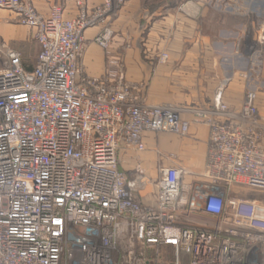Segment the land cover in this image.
I'll use <instances>...</instances> for the list:
<instances>
[{"label": "built area", "instance_id": "1", "mask_svg": "<svg viewBox=\"0 0 264 264\" xmlns=\"http://www.w3.org/2000/svg\"><path fill=\"white\" fill-rule=\"evenodd\" d=\"M126 1L78 0L66 17L58 4L44 15L34 0H0L41 44L33 70L14 49L0 68V264H264V197L240 194L264 196L258 86L239 108L222 98L230 79L210 105L149 104L114 60L107 82L86 85L85 33L101 26L94 42L110 56L111 18ZM192 123L209 127L204 170L161 159L145 199L119 151L146 150V132L187 136Z\"/></svg>", "mask_w": 264, "mask_h": 264}, {"label": "crops", "instance_id": "2", "mask_svg": "<svg viewBox=\"0 0 264 264\" xmlns=\"http://www.w3.org/2000/svg\"><path fill=\"white\" fill-rule=\"evenodd\" d=\"M77 1L34 0V3L45 15L58 4L64 7L66 17H75L79 13ZM82 1L88 8L102 3V0ZM165 2L160 0L162 5L151 12L141 5V0H127L117 16L111 18L115 37L110 56H120L116 65L119 81L131 86L134 93L149 104L203 106L212 104L222 81L230 79L224 101L230 107L239 108L246 93L240 66L254 65L246 39H264V12L256 6L258 0ZM141 16L146 25L140 23ZM142 27L144 30L148 28L144 37L140 32ZM100 30L101 26H98L85 33L86 48L81 63L88 86L90 79L99 82L109 79L107 72L111 65L108 56L94 42ZM143 38L145 42L141 44ZM161 53H167L168 60L152 64L154 56ZM259 88L257 102L264 117V83ZM185 117L189 118V115L185 114ZM209 133V127L199 123H192L189 134L179 140H170L167 135L171 134L166 132H146L148 150L123 147L119 151L120 167L133 173V178L143 173L148 174L145 180L156 178L161 159L153 151L159 149L175 154L179 160L172 162L171 157H162V165L178 164L201 173L206 166ZM141 186L145 199L153 198L154 186ZM240 194L249 198L260 197V194L247 190Z\"/></svg>", "mask_w": 264, "mask_h": 264}, {"label": "rangeland", "instance_id": "3", "mask_svg": "<svg viewBox=\"0 0 264 264\" xmlns=\"http://www.w3.org/2000/svg\"><path fill=\"white\" fill-rule=\"evenodd\" d=\"M172 1V0H166ZM180 1V0H177ZM165 2V3H166ZM160 4V0H141V5L148 11L154 12L157 8V6ZM256 6L264 12V1H258ZM37 8V7H36ZM39 11V10H38ZM120 8L116 10V13L113 15L115 18L117 14L119 13ZM40 12V11H39ZM43 14V13H42ZM45 15V14H44ZM140 18V23L142 25H146L145 19H143V16ZM140 32H142V37L147 35L148 28L145 30L140 28ZM115 32L113 34V38L110 44V47L112 45V42L114 41ZM144 40V38H143ZM145 40L142 41L141 44H144ZM255 40L253 39H246V45L247 48L250 51L251 47H254ZM130 44V43H129ZM9 49L17 50L22 55V62L23 64H27L28 66L35 67L37 64V58L41 51V44L39 43L36 34L35 29L29 26H26L20 22L17 15L0 8V68L2 67V64L4 61H6V51ZM257 49L260 51V54L257 55L258 58L251 59L252 62H254V65L251 63L252 66H240L239 72H244L249 74V78L245 79L246 82V90L248 86H258V88L264 83V48H261V46L258 44ZM251 52V51H250ZM161 54L155 55L154 59L152 60L154 65H158L160 63H163L161 59ZM143 57V54H142ZM144 57L146 55L144 54ZM120 56H108V59L110 61H117V64L119 61ZM168 60V59H167ZM118 66H114V68H117ZM118 71V70H117ZM260 90V88H259ZM178 105V104H177ZM178 106H190V104L186 103H179ZM194 106V105H192ZM170 140L171 138H178L176 140H179V138L185 137V136H178V135H167ZM148 149L146 148L145 151ZM155 155L158 156L159 159H162V157L167 158L171 157L172 162L179 161L178 157H176L175 154H172L170 152H162V150L156 149L153 151ZM170 159V158H169ZM159 162V160H158ZM178 165V164H174ZM130 175L133 177V173H130ZM148 176L147 173H143L142 176H138L135 178L138 179L139 183L141 185L145 184V178ZM263 198L264 196H260Z\"/></svg>", "mask_w": 264, "mask_h": 264}, {"label": "trees", "instance_id": "4", "mask_svg": "<svg viewBox=\"0 0 264 264\" xmlns=\"http://www.w3.org/2000/svg\"><path fill=\"white\" fill-rule=\"evenodd\" d=\"M158 1H159V0H158ZM160 5H162V3H160ZM23 65H24V64H23ZM24 67H25L27 70H29V71H31V70L34 69V67H32V66H28L27 64H25Z\"/></svg>", "mask_w": 264, "mask_h": 264}, {"label": "bare ground", "instance_id": "5", "mask_svg": "<svg viewBox=\"0 0 264 264\" xmlns=\"http://www.w3.org/2000/svg\"><path fill=\"white\" fill-rule=\"evenodd\" d=\"M222 98H223V100H225V95H223ZM225 103L229 106V104L226 101H225Z\"/></svg>", "mask_w": 264, "mask_h": 264}]
</instances>
